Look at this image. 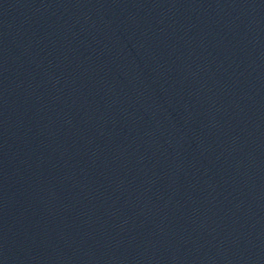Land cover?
<instances>
[{
	"label": "water",
	"instance_id": "obj_1",
	"mask_svg": "<svg viewBox=\"0 0 264 264\" xmlns=\"http://www.w3.org/2000/svg\"><path fill=\"white\" fill-rule=\"evenodd\" d=\"M0 264H264V0H0Z\"/></svg>",
	"mask_w": 264,
	"mask_h": 264
}]
</instances>
